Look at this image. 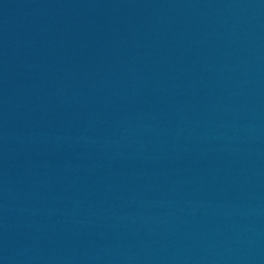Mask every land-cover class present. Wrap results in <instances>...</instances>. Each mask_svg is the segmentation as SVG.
Listing matches in <instances>:
<instances>
[{
	"label": "water",
	"instance_id": "95a60500",
	"mask_svg": "<svg viewBox=\"0 0 264 264\" xmlns=\"http://www.w3.org/2000/svg\"><path fill=\"white\" fill-rule=\"evenodd\" d=\"M0 264H264V0H0Z\"/></svg>",
	"mask_w": 264,
	"mask_h": 264
}]
</instances>
